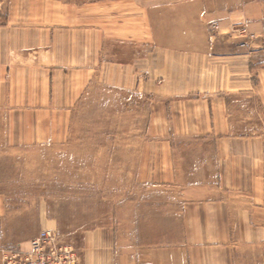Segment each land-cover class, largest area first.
Segmentation results:
<instances>
[{"label": "crops", "instance_id": "crops-1", "mask_svg": "<svg viewBox=\"0 0 264 264\" xmlns=\"http://www.w3.org/2000/svg\"><path fill=\"white\" fill-rule=\"evenodd\" d=\"M7 1L10 13L0 26V118L19 117L18 126L29 128L28 116L42 109L43 97L36 94L30 99L35 104L29 106V97L22 100L13 87L86 84L85 74L92 69V31L80 27L86 23L77 7L90 9L108 0ZM115 2L139 7L147 16L149 29L144 36L153 40L146 47L148 77L137 83L146 87L152 102L148 131L159 135L146 144L147 165L161 161L164 171L162 177L148 180L163 182V188L178 192L180 201L170 204L172 209L163 216L168 222L174 217L188 232L180 240L170 238L161 244L147 243V247L130 245L136 249L131 254L122 241L114 243L108 236L90 238L91 252L85 264H264V200L258 202L257 193L246 185L252 182V170L243 169L250 177L237 187L234 169L236 152L252 153L257 145L252 140L263 134L252 135L256 133L238 127L242 117L249 118L242 113L247 102L257 98L264 103V0ZM216 20L227 32L217 41L211 38L210 29ZM237 20L257 37L236 39L231 32ZM81 31L88 34L82 44L76 40ZM132 53L135 64L140 56ZM157 71L163 72L157 75ZM67 93L69 98L68 91L62 92L59 107L70 114L73 104L66 103ZM53 94L52 103L56 100ZM12 126L16 125L0 123L4 135L0 142L7 143L5 147L13 145L12 134L19 133ZM24 134L27 139V130ZM237 199L242 201L240 206ZM2 204L0 195V213L5 209ZM211 230L227 232L217 236ZM29 248V240L22 242L21 249ZM0 264H4L1 259Z\"/></svg>", "mask_w": 264, "mask_h": 264}, {"label": "rangeland", "instance_id": "rangeland-1", "mask_svg": "<svg viewBox=\"0 0 264 264\" xmlns=\"http://www.w3.org/2000/svg\"><path fill=\"white\" fill-rule=\"evenodd\" d=\"M6 2L0 26L6 24L10 13ZM80 9L77 7L81 12L78 14L86 23L80 27L92 31V69L84 77L88 82L69 87H13L22 100L29 97V106L33 104L32 97L41 95L45 109L42 106L39 112H30L33 114L27 119L29 128L18 126L19 117L0 118L4 126L11 122L16 125L12 126L13 132H19L12 134L13 145L5 147L7 143L0 142V195L5 207L0 213V248L21 250L22 242L30 241L43 228L52 227L76 254L78 264H85V257L91 252L87 241L90 238L108 236L114 243L122 241L131 254L136 249L130 245L136 248L140 243L147 247L170 238L180 240L187 238L188 231L174 222V217L168 222L163 216L165 210L172 209L170 204L180 201L178 192L163 188V182L148 180L162 177L164 171L161 161L147 165L146 144L158 140L159 135L148 131L152 102L146 87L137 83L148 77L146 47L152 38L144 36L149 29L147 16L139 7L119 6L115 0ZM214 22L211 38L217 41L227 32L222 27L217 32ZM244 27L243 22L236 21L231 32L236 39L246 37ZM132 34L140 37L132 38ZM84 35L83 31L76 33L81 44ZM243 42L240 40V44ZM133 51L140 56L135 64ZM162 72L157 71V75ZM79 73L77 78L81 79ZM65 90L74 101L67 98V93L66 103L73 104L70 114L59 107ZM53 92L56 100L52 103ZM242 113L249 118L242 117L238 129L257 136L263 134L252 140L257 144L252 153L246 156L244 151L236 152L235 184L238 187L250 177L243 169H251L252 182L247 181L246 185L257 193L260 202L264 200L258 195H264V103L257 98L247 102ZM25 130L29 133L27 139ZM3 136L0 134L1 140ZM238 200L236 204L240 206L242 201ZM209 232L221 236L227 231ZM0 259L4 263L2 255Z\"/></svg>", "mask_w": 264, "mask_h": 264}, {"label": "built area", "instance_id": "built-area-1", "mask_svg": "<svg viewBox=\"0 0 264 264\" xmlns=\"http://www.w3.org/2000/svg\"><path fill=\"white\" fill-rule=\"evenodd\" d=\"M7 10L6 0H0V21ZM213 28L219 32L221 24L213 23ZM244 36L255 39L256 33H250L246 27L243 29ZM245 46V42L242 43ZM0 255L4 264H78V259L73 250L64 245L61 234L51 228H43L37 236L30 240L28 250H10L0 248Z\"/></svg>", "mask_w": 264, "mask_h": 264}]
</instances>
